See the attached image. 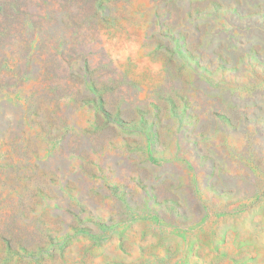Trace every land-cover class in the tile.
Masks as SVG:
<instances>
[{
	"label": "rangeland",
	"instance_id": "374dc122",
	"mask_svg": "<svg viewBox=\"0 0 264 264\" xmlns=\"http://www.w3.org/2000/svg\"><path fill=\"white\" fill-rule=\"evenodd\" d=\"M234 1L0 0V264H264V82L238 86L264 55L219 61Z\"/></svg>",
	"mask_w": 264,
	"mask_h": 264
},
{
	"label": "trees",
	"instance_id": "16d2710c",
	"mask_svg": "<svg viewBox=\"0 0 264 264\" xmlns=\"http://www.w3.org/2000/svg\"><path fill=\"white\" fill-rule=\"evenodd\" d=\"M233 3H234L233 5L227 6V9L225 10V12L228 10H234L236 12L235 13L236 21L242 26L241 28L236 29V27L230 26V28H228L229 29V32H228L227 28H226L227 24H228V20L225 18V15L224 16L221 15L222 11L225 8L223 10L220 8L219 11L216 12V13H219L218 16L220 18L224 19V21H225V23H223L222 31L224 33L226 31L227 32L225 33V35L223 34L225 38H223V37L222 38L224 40H227L228 45H229L228 47L223 46V45L221 46V54L219 56V61L224 64V59H223L222 54L227 53L231 57H228V55H227V58H225V60L232 61V64H234L235 66L239 65L240 63L245 65L247 63L245 58H247L251 55H255V56H263L264 55V50H263L264 45L261 43L259 45H256L255 39L253 38L254 36L251 37L253 34L258 35L257 37H260V38H261V36H263V33H264V10L262 9V7H260L261 9L257 11V13H258L257 15L259 17H261L260 18L261 21L259 23H256V28L259 31H255V32H258L261 34V35H259L255 32H250L248 30H247L248 32L244 31L245 27L247 28V26L250 23L248 20H245V18L242 17L241 13H240L241 16L239 14V11L245 7V3L241 2L240 0H235ZM210 11H212V10L211 9L206 10V12H209V13H210ZM240 17H242V18H240ZM236 31H237V33H236ZM250 41H251V43L255 44V46H256V47H254L255 48L254 50H253V46L248 43ZM247 61H249V60H247ZM252 66L254 67V69L252 70V76H250L248 83L238 82L239 89L248 90V92H249V91H252L255 88V86L261 85V83L264 82V78H259V80H256L257 76L259 77V75H258L259 73L264 75V66H260L258 64L257 65L252 64ZM186 88H187V89H185L186 92L184 93L183 98H182L183 106L185 108H187V106H190V107L200 106L198 102H196L193 98H191V94H192L193 88H194V82L193 81L188 82ZM226 88L230 89L229 86H226ZM169 103H171V102H169ZM229 103L230 102L228 101L227 98L220 99L218 101L219 108L222 111L221 114L224 115V117H226L227 119H233V118H231V116L228 115L229 114L228 111L231 109L227 108L228 110L226 111V107H230ZM244 115H248V112H245ZM160 188L161 189L163 188V190H166L164 187H160ZM154 190H156V189H154ZM133 192H135V191H133ZM129 197H130V194L125 193L121 199L122 200H130ZM139 197H140V192H139L138 198ZM132 198L138 199L136 197H132ZM176 198H177V200H187L186 196L184 195V190H181L180 198L175 197V199Z\"/></svg>",
	"mask_w": 264,
	"mask_h": 264
},
{
	"label": "water",
	"instance_id": "95a60500",
	"mask_svg": "<svg viewBox=\"0 0 264 264\" xmlns=\"http://www.w3.org/2000/svg\"><path fill=\"white\" fill-rule=\"evenodd\" d=\"M264 50V49H263Z\"/></svg>",
	"mask_w": 264,
	"mask_h": 264
}]
</instances>
